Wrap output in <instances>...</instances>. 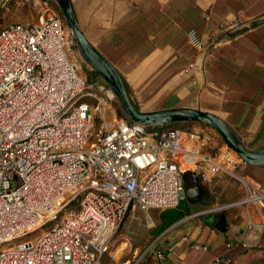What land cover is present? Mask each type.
I'll list each match as a JSON object with an SVG mask.
<instances>
[{"label": "built area", "instance_id": "1", "mask_svg": "<svg viewBox=\"0 0 264 264\" xmlns=\"http://www.w3.org/2000/svg\"><path fill=\"white\" fill-rule=\"evenodd\" d=\"M243 25L236 18L221 30ZM188 38L199 49L216 43L196 29ZM75 46L55 10L0 28V264H102L130 211L178 206L187 195L184 173L199 162L240 179L245 194L190 217L242 207L249 228L264 226V187L236 174L243 159L234 150L207 154L199 131H149L119 114L114 91L88 78ZM152 252L168 264L164 251Z\"/></svg>", "mask_w": 264, "mask_h": 264}, {"label": "crops", "instance_id": "2", "mask_svg": "<svg viewBox=\"0 0 264 264\" xmlns=\"http://www.w3.org/2000/svg\"><path fill=\"white\" fill-rule=\"evenodd\" d=\"M72 4L87 38L122 75L140 110L201 109L221 117L248 149L264 146V0H72ZM236 18L243 20V27L225 35L222 26ZM191 29L216 43L196 48L188 38ZM192 62L195 67L187 72ZM175 127L199 131L198 144L207 154L224 146L207 125L184 122ZM235 172L264 187V164L242 161ZM184 179L190 211L158 237L154 234L171 208L136 207L128 214L130 226L140 221L150 227L148 243L135 248L136 258L153 246L152 250L165 252L168 264H214L221 256L231 264H264V226L249 228L244 208L215 213L224 218L219 224L209 223L207 215L190 217L238 200L245 194L244 183L231 174L212 172L207 162L191 166ZM250 210L259 222V213ZM260 212L264 217V204ZM124 233L132 234L129 229ZM124 245L128 247L127 242Z\"/></svg>", "mask_w": 264, "mask_h": 264}, {"label": "water", "instance_id": "3", "mask_svg": "<svg viewBox=\"0 0 264 264\" xmlns=\"http://www.w3.org/2000/svg\"><path fill=\"white\" fill-rule=\"evenodd\" d=\"M2 0H0L1 2ZM67 22L68 28L73 33L79 51L84 60L92 66L98 75L114 91L124 115L132 122L152 128L164 129L166 126L184 122H197L209 125L216 129L225 143L234 150L243 161L252 165L264 164V146L258 150L248 149L231 127L216 114L197 108L177 107L154 111H142L133 102L126 83L116 67L89 41L82 30L72 0H56ZM206 220L211 224H219L224 218L215 214L207 215Z\"/></svg>", "mask_w": 264, "mask_h": 264}, {"label": "rangeland", "instance_id": "4", "mask_svg": "<svg viewBox=\"0 0 264 264\" xmlns=\"http://www.w3.org/2000/svg\"><path fill=\"white\" fill-rule=\"evenodd\" d=\"M50 10H55L62 14L60 7L56 3V0H2L0 3V28L5 24L13 22L15 20H37L44 13ZM72 55L75 56L79 64H81L83 72L87 74L89 79L99 83L104 82V80L98 75V73L92 68V66L89 65L82 57L77 45V41L76 46L73 48ZM115 108L117 109V112L119 114H124V111L118 99L115 102ZM99 126L100 123L97 122L96 130L99 128ZM209 127L212 128L222 139V141L224 142V146L227 145L219 132L213 127ZM189 202L190 199L185 198L181 201L179 206L169 209L164 215L165 224L161 226L154 235L158 237V235H160V233H162L173 221L185 217V215H187L190 211ZM129 221H131L130 216H128V218L119 228L117 234L114 236L111 249L105 255L103 264H127L129 261H131L132 264L136 261H139V264H159L152 252L153 246L150 247L147 255L143 256L140 259L136 258L135 248L139 245L145 246L148 243L150 239V227L140 221L135 223L134 226H130ZM127 229H129L132 234H125L124 231H126ZM124 242L128 243V247L124 245ZM122 247L125 248L123 249Z\"/></svg>", "mask_w": 264, "mask_h": 264}, {"label": "trees", "instance_id": "5", "mask_svg": "<svg viewBox=\"0 0 264 264\" xmlns=\"http://www.w3.org/2000/svg\"><path fill=\"white\" fill-rule=\"evenodd\" d=\"M176 124H174V125H169V126H166L165 127V129L166 128H169V127H172V126H175ZM147 128H148V130L149 131H156V130H161V128H159V127H156V128H152V127H150V126H147Z\"/></svg>", "mask_w": 264, "mask_h": 264}, {"label": "bare ground", "instance_id": "6", "mask_svg": "<svg viewBox=\"0 0 264 264\" xmlns=\"http://www.w3.org/2000/svg\"><path fill=\"white\" fill-rule=\"evenodd\" d=\"M237 176V175H236Z\"/></svg>", "mask_w": 264, "mask_h": 264}]
</instances>
